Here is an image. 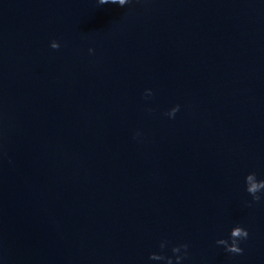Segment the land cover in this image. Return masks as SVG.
<instances>
[{
    "label": "water",
    "instance_id": "95a60500",
    "mask_svg": "<svg viewBox=\"0 0 264 264\" xmlns=\"http://www.w3.org/2000/svg\"><path fill=\"white\" fill-rule=\"evenodd\" d=\"M252 172L264 0H0V264H264Z\"/></svg>",
    "mask_w": 264,
    "mask_h": 264
},
{
    "label": "clouds",
    "instance_id": "9594fccd",
    "mask_svg": "<svg viewBox=\"0 0 264 264\" xmlns=\"http://www.w3.org/2000/svg\"><path fill=\"white\" fill-rule=\"evenodd\" d=\"M100 4H107V3H113V4H118L120 6L125 5L128 3V0H99ZM51 47L56 49L59 48L60 45L56 40L51 41ZM92 49H89V52H92ZM148 93L151 94V90L148 89L146 90ZM179 105H176L173 107L167 115L170 117H173L175 113L178 111ZM245 182H246V191L251 194L253 201H259L261 199V196L258 194L260 193L261 189H264V179L257 180L256 174L254 172L248 173L245 177ZM249 233L248 230L240 225H236L231 229L230 232V239L231 242L229 243V240L227 239H218L216 241L217 244L219 245H224L225 250L230 252V253H236L240 254L243 252V249L239 246V242L242 239H246L248 237ZM166 242L162 241L160 244L161 248L165 247ZM188 245L185 244H180V245H175L172 247V252L173 253H180L181 249H184L185 252L182 255H176L175 260L177 264L183 259V256L187 255V250ZM150 259L152 260H166L167 264H173L172 262V257H165L163 254L160 253H150L149 256Z\"/></svg>",
    "mask_w": 264,
    "mask_h": 264
}]
</instances>
